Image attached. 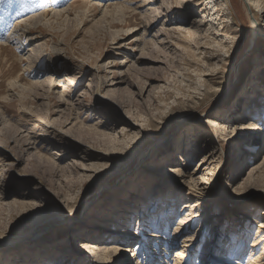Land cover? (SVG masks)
<instances>
[{"label":"rangeland","instance_id":"1","mask_svg":"<svg viewBox=\"0 0 264 264\" xmlns=\"http://www.w3.org/2000/svg\"><path fill=\"white\" fill-rule=\"evenodd\" d=\"M223 1L207 58L193 2L0 0V264H264V17Z\"/></svg>","mask_w":264,"mask_h":264},{"label":"bare ground","instance_id":"2","mask_svg":"<svg viewBox=\"0 0 264 264\" xmlns=\"http://www.w3.org/2000/svg\"><path fill=\"white\" fill-rule=\"evenodd\" d=\"M140 1L150 2L152 0H140ZM243 1H244V4H245L246 7H248L250 9L251 6H254L255 9H257L259 13L261 12V15L264 17V0H243ZM191 2H193V4H191V5L194 6V8H199V10L201 12V18L199 20H193L192 21V24L195 27V30L192 33H191L190 30H187V29L184 30V29L179 28V27H175V30L177 29L178 32L185 33V35L187 36L189 41H191L192 38H195L194 39V41H195L194 44H195V49L198 52V54L205 55L207 58H214L215 54L211 52L212 51V47L209 46L210 43H208V41L210 42V40H212L211 42H213L214 44L215 43L219 44L220 46L223 43V38L224 37L226 38V35H227V31L226 30L228 29L227 25H226V22H227L226 18H228V12H227L228 9H227V7H226V5H225L223 0H178L177 5L181 8V10L184 11V12L182 11L183 13L181 12V16H179L180 17L178 19L179 22H183V23L188 22L189 16L192 15V12L190 10V7H187V5L189 3H191ZM56 14H59V13L56 12L54 15H56ZM48 15H49L48 13L43 12L42 15H40L39 17H36V18H41V19L44 20V18L46 19L48 17ZM36 18H33L31 20H34ZM253 18H254V15H253ZM25 24H26V22H25ZM252 25H253L252 26L253 39L255 40L256 37L258 35H260V33H261L260 32V28L258 26V21L255 18H254V22H253ZM179 35H181V34H179ZM219 37H221V38L219 39ZM213 43H211V44H213ZM194 44H192V45H194ZM229 51H230V48L227 50V53ZM205 76H207V75H205ZM72 81H73V79H72ZM219 123L220 122H217V121H215L213 119H208L207 120V124H209L211 127H214L215 129L219 128V129L225 130L226 127L225 126H221L220 127ZM254 129L257 132L258 131H264L261 127H257V128H254ZM216 131L218 133V130H216ZM247 142H249V141H247ZM248 146H250V144ZM215 154L216 153H215V151L213 149L206 151L205 155L202 157V159L198 163V166L200 167L199 171L203 170V172H204V170L208 169V166H211V164L214 162ZM178 160L180 161L181 158H178ZM203 166H204V168L201 169V167H203ZM86 169L87 168H85L83 170H86ZM170 172H171V174H173V176L175 175V177H183V175H184L183 173H181V171H179L178 168H174V170L170 171ZM207 175H210V172H208ZM208 180L209 179L205 175H203V177L201 179H199V181H194L193 183H194L195 189H197L200 192H202V194L205 193L206 185L209 183ZM195 203H196V201H195ZM195 203L186 202V203L183 204V207L185 209L186 208L189 209L191 207H195L196 205L192 206V204H195ZM186 213L187 212H185V214ZM198 216L200 217V215H198ZM186 219L187 218H183V217L179 218L180 222H178L179 223L178 225L181 227L182 225L188 224V223H186V221H187ZM259 228H263L264 229V225L260 224ZM177 229H178V227H177ZM183 229L184 228L179 229L180 232L181 231L183 232ZM184 231H186V229ZM26 239L27 240H32V237H28ZM260 240H264V238H261ZM88 247L91 249V253L94 254V255H97V256L98 255L102 256V252L103 251L105 252L107 248H109V251H112V250H114V248H116V247H114L113 244L107 245V247H105L104 245H100V244H97V243H89ZM184 249H185V245L184 246L182 245L181 248L176 251L175 260L177 258L185 256V252L186 251H184ZM107 251H108V249H107ZM35 258L31 257V263L32 264L34 262L40 263V261H38ZM258 258H260V257H258ZM258 258H256L253 262H250V264H256L259 261ZM91 263H92V260H91Z\"/></svg>","mask_w":264,"mask_h":264}]
</instances>
